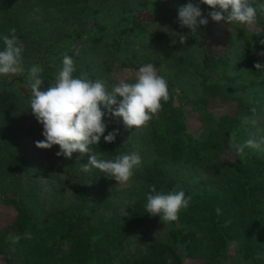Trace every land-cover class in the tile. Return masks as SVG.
Here are the masks:
<instances>
[{
    "label": "trees",
    "instance_id": "trees-1",
    "mask_svg": "<svg viewBox=\"0 0 264 264\" xmlns=\"http://www.w3.org/2000/svg\"><path fill=\"white\" fill-rule=\"evenodd\" d=\"M181 1L155 0L148 10L138 5L109 24L100 20L94 0H0V50L2 37L15 28L26 69L25 74L0 83V264H215L237 254L252 264H264V151L245 148L237 156L228 144L230 139L236 144L249 139L246 132L251 125L242 123V117L257 107L236 95L235 80L229 74L231 46L213 42L209 23L201 26L204 56L196 70L202 95L190 97L171 79L169 63L177 69L185 67L193 44L189 29L166 20L165 5ZM254 6L258 10L254 24L221 25L237 32L244 46V66L260 77L264 69L256 70L254 65H264L259 55L264 52V12L259 10L264 0H254ZM200 8L210 18L211 9L203 4ZM164 21L165 28L157 26ZM147 30H151L149 48L160 51L163 60L146 59L132 46L131 36ZM181 35L187 36L183 43ZM103 49L110 57L109 91L121 80L134 82L139 68L148 63L167 81L169 100L150 123L155 158L142 161L136 170L139 186L125 216L106 217L82 199L74 207L47 212L35 201L32 207L31 188L25 190L22 184L26 180L27 186L32 185V160L17 141L32 132L44 137L36 119L24 127L16 125L30 111L31 94L21 85L27 82V69L41 67L42 78L52 84L67 54L74 61V77L96 80L91 67L82 63L83 55ZM105 123V135L117 129L119 134L111 144L102 137L91 146L94 153L106 160L132 153L141 156L142 145L129 132L133 129H127L122 120L106 118ZM58 151V146L50 149L74 174L78 161L57 157ZM189 165L204 168L212 176L179 188L172 169ZM81 179L82 175L77 181ZM150 185L163 192L183 190L191 197L190 206L171 223L167 242L155 241L140 256L117 261L131 231L151 219L145 209Z\"/></svg>",
    "mask_w": 264,
    "mask_h": 264
},
{
    "label": "clouds",
    "instance_id": "clouds-1",
    "mask_svg": "<svg viewBox=\"0 0 264 264\" xmlns=\"http://www.w3.org/2000/svg\"><path fill=\"white\" fill-rule=\"evenodd\" d=\"M200 4L207 5L211 11L207 16L217 24L250 26L257 19V7L254 0H198L189 2L178 8V22L182 28L189 29V34L196 36L201 26L209 23L204 17ZM264 12V6L259 9ZM187 36L181 35V42ZM4 48L0 50V77L25 74L22 46L16 36L15 28L10 35L2 37ZM264 44V41H261ZM264 57V52L259 53ZM256 70L264 69V65L256 63ZM74 61L65 54L62 66L52 84L43 90L45 80L43 69L33 65L27 69V87L30 88V111L36 121L43 126V140L35 142L40 150H50L58 146L57 157L71 159L74 153L81 157L87 155L88 162L81 165L85 173L92 169L99 170L104 177L113 179L117 185H127L134 176L135 170L141 166V157L136 154H124L114 160L102 159L92 151L103 137L105 143H114L118 129L105 135L108 125L106 118L123 121L127 129H142L162 110V103L169 100L168 84L164 77L157 74L156 67L151 64L141 66L134 82L121 80L109 91L105 81L89 80L74 77ZM257 109H250L251 115L242 117V123L257 127L259 121ZM229 150L237 156L243 155L245 148L259 150L264 145V135L253 136L244 144L229 141ZM191 197H186L183 190L157 191L149 186L146 212L151 217L158 216L164 225L178 221L182 210L190 206ZM217 214L221 209L216 208Z\"/></svg>",
    "mask_w": 264,
    "mask_h": 264
},
{
    "label": "rangeland",
    "instance_id": "rangeland-1",
    "mask_svg": "<svg viewBox=\"0 0 264 264\" xmlns=\"http://www.w3.org/2000/svg\"><path fill=\"white\" fill-rule=\"evenodd\" d=\"M155 0H139L138 3L134 0H94V6L100 9V20L109 24H113L125 13H128L136 6L141 9L148 10L149 6ZM192 1L174 2L169 6L165 5L166 20L178 23V8ZM193 3V2H192ZM37 20V19H36ZM209 26L214 43L228 42L231 46L232 66L230 76L234 78V90L238 97L245 101L256 105L258 113L257 127L247 129V137H259L264 135V73L260 77H254L242 61V53L244 50L243 42L239 40L237 32L233 28L223 26L213 22L210 18ZM167 23L164 21L157 25L160 28H165ZM156 25L151 28H156ZM151 30L139 32L131 36L132 46L140 51V55L146 59H164L163 54L154 49L149 48ZM204 56V42L202 38V28L198 29L197 35L193 36V44L191 46L188 60L182 69L174 68L172 63H169L171 71V79L174 80L190 97L195 98L202 95L200 79L196 74V70L202 66ZM110 57L105 49L99 52H85L82 63L91 67L93 73L108 85L109 77L106 67L109 64ZM8 77H0V83L7 80ZM51 84L45 81L43 90ZM22 87L29 93L30 88L27 87V82L21 84ZM232 108V106H230ZM24 116V117H23ZM16 125L24 127L35 121L31 111L23 115ZM154 117L147 127L142 129H133L129 132L134 133L138 144L142 145L141 161L154 160L155 155L152 150V145L149 139L150 123L155 120ZM38 134V133H37ZM36 133L19 136L17 143L28 151L31 158V184L27 186V181L23 180L22 184L25 190L30 189V198L32 199L31 206L34 201L37 207L50 211L56 207H74L80 199L86 200L90 206H95L100 211L101 215L113 217L114 215L125 216L128 208L133 204L135 199L134 190L139 186V182L135 179L137 173L135 170L134 176L127 185H117L113 179H108L103 176L99 170L92 169L85 173L81 170V165L88 162V156H80L76 153L71 159L78 162L74 165L75 173L72 174L67 170L64 161L54 157L50 150H40L35 147V142L41 139ZM261 151H264V145L261 146ZM142 164V163H141ZM178 176V187L192 186L200 178L212 176L210 171L204 168L189 165L179 167L176 170ZM82 175L81 181H77ZM76 189H79L76 191ZM81 197V198H80ZM171 224L164 225L160 222L158 216L151 217L149 221L135 227L129 236V239L124 244L116 255V260L134 258L144 253L149 244L155 241H168V234ZM65 246V245H64ZM2 258L0 257V260ZM215 264H252L246 261L242 255L237 254L231 258L221 259Z\"/></svg>",
    "mask_w": 264,
    "mask_h": 264
}]
</instances>
